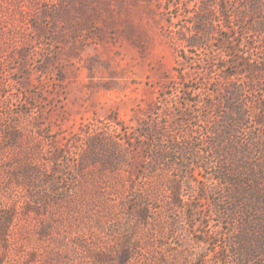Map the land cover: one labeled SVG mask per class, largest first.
Masks as SVG:
<instances>
[{
  "label": "rangeland",
  "instance_id": "374dc122",
  "mask_svg": "<svg viewBox=\"0 0 264 264\" xmlns=\"http://www.w3.org/2000/svg\"><path fill=\"white\" fill-rule=\"evenodd\" d=\"M250 1L0 0V264H264L174 151L264 57Z\"/></svg>",
  "mask_w": 264,
  "mask_h": 264
},
{
  "label": "trees",
  "instance_id": "16d2710c",
  "mask_svg": "<svg viewBox=\"0 0 264 264\" xmlns=\"http://www.w3.org/2000/svg\"><path fill=\"white\" fill-rule=\"evenodd\" d=\"M263 4L264 0H251L241 16L261 11ZM203 20H199L198 36L185 38L189 50L205 48ZM250 25L264 30V18L254 19ZM232 65L236 70H228L231 78L239 73L246 75V80L234 81L225 87L227 105L223 109L219 107L211 116L194 115L191 138L185 146L174 141V151L185 150L192 155L193 163L183 167L194 171L205 166V177L210 178L215 195L214 204H221L220 212L236 220L249 218L250 226L242 229L243 240L250 249L260 248L253 234L264 233V57H250L243 63L234 61ZM10 222L7 217L1 220L0 230L8 228Z\"/></svg>",
  "mask_w": 264,
  "mask_h": 264
}]
</instances>
